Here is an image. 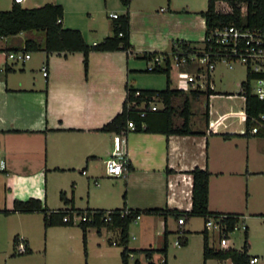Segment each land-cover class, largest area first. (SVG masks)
I'll use <instances>...</instances> for the list:
<instances>
[{"label":"crops","instance_id":"1","mask_svg":"<svg viewBox=\"0 0 264 264\" xmlns=\"http://www.w3.org/2000/svg\"><path fill=\"white\" fill-rule=\"evenodd\" d=\"M95 1L23 0L20 5L24 8H37L46 3L61 5L62 27L79 30L85 42L93 45L112 36L110 25L111 32L102 30L106 35L97 39L93 35L99 30L92 24L91 17L83 25L76 17ZM12 3L13 0H0V11L9 10ZM117 6L115 4L114 8L118 10ZM206 7L207 0L202 9L192 7L186 0H130L122 13L113 8L110 13L118 16L128 11L132 50L130 53L90 52L86 73L81 52L46 54L40 50L29 52L30 58L24 63L7 59V52L22 49L26 38L39 37L37 32L0 38V152L6 162V170L0 172V264H7L15 255L12 250L16 237L23 239L31 252L27 223L33 220L28 217L40 214L43 225L41 213L3 212L12 210L15 200L34 198L50 210L126 207L188 212L192 207L190 172L200 168L210 173L207 207L210 213L237 214L243 223L251 217L264 216V137L244 135L245 99L241 95L243 104L235 110L208 104V120L206 122L203 115L204 109V121L197 127L192 123L191 105L190 127L203 134L167 136L129 131L122 138V147L130 169L116 178V189L104 174V161L110 156L115 133L100 129L121 112L126 85L133 86L132 72L139 71L134 59H142L143 54L167 52L175 40L201 46L206 28L200 12ZM108 18L111 19L109 15ZM43 65L47 67L46 77L42 75ZM210 89L214 93L208 100H215L213 80ZM225 95L227 100H233L239 92ZM221 134L237 136L224 138ZM101 166L103 174L98 175L97 169ZM82 181L88 189L84 208L77 207L75 202L78 184ZM60 192L71 202L59 199L60 203L51 198L53 194L59 197ZM140 216L133 221L134 229L129 225L128 247L155 252L151 259L144 253L132 254L131 259L136 264L140 263L134 258L136 254L143 255L147 263L156 264L157 253L163 256L158 264L164 260V264H232L229 259L204 261L205 235L211 248L232 247L229 241L223 247H215L211 238L217 236V232L207 228L205 222L201 229H194L191 221L197 217L180 225L170 215ZM75 225L79 227V219L73 214L70 226L43 228L48 233H67L65 229H74ZM104 231L97 233L101 239ZM183 231L187 233L183 235ZM172 236L176 240L185 237L186 244L175 245L176 240L170 239ZM164 241L166 251L162 253L159 250ZM179 247L180 252L173 254L170 250ZM248 255L259 261V257L249 251Z\"/></svg>","mask_w":264,"mask_h":264},{"label":"trees","instance_id":"2","mask_svg":"<svg viewBox=\"0 0 264 264\" xmlns=\"http://www.w3.org/2000/svg\"><path fill=\"white\" fill-rule=\"evenodd\" d=\"M121 4L127 9L130 0H120ZM218 2H226L230 8L229 12L223 13L216 9ZM245 7L242 12V7ZM200 14L205 19V37L210 31L223 26H240L249 28L264 27V0H207V7ZM63 17V8L59 4L46 3L37 8H24L18 3H12L9 10L0 11V38L16 36L19 33H42V38H26L24 46L19 49L23 52L44 51L46 54L51 53H73L81 52L83 54L84 71H87L88 54L90 52H108V51H126L130 53L132 48L129 43V14L126 11L123 15L113 19L111 24L112 36L104 38L101 42L90 45L87 44L77 29L64 28L61 24ZM174 45L181 47L183 50L190 51L196 47L190 42L175 40L171 44L170 50H174ZM8 53V52H7ZM158 53L143 54L142 59L150 60L152 56ZM145 72L163 74L165 76V88L160 90L154 89H135L131 85H126V97L122 103L121 112L116 114L100 130L112 133H120L126 130L127 122L132 121L135 124V132L160 133L164 135H195L203 134L202 131H193L190 127L192 117V100L198 99L201 95L207 97L214 92L208 88L205 91L200 90H182L170 88L171 67L155 66ZM251 77L246 75V80L240 83L239 95L245 99V133L250 135V129L253 126V120L260 114H264V101L259 100L253 94L248 86V80ZM158 97L162 107L156 111H146L143 117L139 116L135 106L144 103L147 108L153 96ZM204 117L208 120V104L205 105ZM253 135V134H252ZM263 136L261 132L254 134ZM222 137L228 138L237 136L236 134H221ZM130 164L128 163V170ZM192 175V207L190 211H178L169 209H146L133 210L126 207L114 210H75V209H57L50 210L40 200L30 198L25 201L15 200L12 210L3 212L18 213H41L43 216V226H70L72 225V216H85V221H79V227L82 230V243L85 250L87 232L89 229H95L100 233L103 229H117L119 231L116 245L121 247L120 259L121 264H128L129 258L134 253H144L147 259H151L155 250L150 249H132L128 247V228L137 215L153 214L166 217L170 215L177 220L183 217L185 221L192 217H199L206 222L208 218L220 214L210 213L208 211V181L210 173L207 170L194 168ZM59 199L64 203L71 202L65 198L64 192L59 193ZM127 211V212H126ZM106 215L111 220H106ZM227 218L223 221L227 225V231L234 230L235 225L239 222V215L226 214ZM187 232H182L184 235ZM248 233L247 227H244V238L241 250L237 249H214L209 247L208 239L203 237V259H229L232 264H249L251 256L248 255ZM181 245L186 244L185 237L178 238ZM17 243V237L14 240V246ZM160 252L166 251V241ZM30 250L26 253H29ZM165 260L160 263L164 264ZM147 264H154L148 262Z\"/></svg>","mask_w":264,"mask_h":264},{"label":"rangeland","instance_id":"3","mask_svg":"<svg viewBox=\"0 0 264 264\" xmlns=\"http://www.w3.org/2000/svg\"><path fill=\"white\" fill-rule=\"evenodd\" d=\"M114 1V4H112V2L109 3L107 0H96L93 5L88 8V10H83L80 16L79 14L76 15L78 20H82V25L85 24V21L89 17H91L92 24L97 28V30H99L95 35H93L97 39H102V37L106 35L103 34L102 30L106 29L108 30V33L111 32V19L108 18V15L115 7V4H118V10L114 8L115 11L118 13L125 11V8L119 1ZM186 1L191 4L192 7H201V9L205 7L206 2V0ZM242 8L244 11L245 7L243 6ZM216 9L223 13L229 12L228 4L223 2H218ZM82 25L81 27H83ZM37 35L39 36V39L42 38L41 33H37ZM169 51L170 49L167 52ZM134 62V66L139 69V71L132 72V76L130 78L131 84L134 87L154 90L165 88L166 83L165 76L163 74L144 72L145 69L152 67V62L150 60L145 61L143 59H134ZM170 76L171 78H174L170 87L173 86V88H177V70L172 69ZM212 80L217 98L215 100H208L209 97L201 95L197 101L192 100V110L194 114L192 123L194 127H197L196 125L198 123L200 124L204 121L202 118V112L204 111L206 104H214L215 108L217 107L219 109L220 107H224L226 110H235L240 108L243 104L242 97L240 95H235V93L240 91V83L246 80V70L243 64L234 62L231 63V67H229L223 62L217 63L214 71L212 72ZM225 93H230L236 97L233 100H227V98H225ZM159 107H161V105H159ZM97 174H103V166L98 167ZM106 179L114 183V189L117 188L115 183L118 179ZM87 190L85 182H79L75 197L77 207H85L84 205ZM51 198H54V200L61 203V201H59L58 194H53V196L51 195ZM251 218L245 223L239 220L236 228L228 234V245L234 249L241 250L244 238V227L247 226L249 254L259 257V261L256 264H264V223H262L264 220L262 218H264V216L257 215ZM28 219L33 220L27 223V232L29 233L32 241L30 246L31 252L11 256L12 259H10L7 264H121V247L116 244H111L112 241H118L119 232L117 229H104L103 239H101L100 235L96 233L95 229H89L87 234L86 250L84 251L81 240V229L77 225H75L76 228L74 229L63 228L67 233H52V231L48 233L43 228L42 217L40 214L28 217ZM191 225L194 229H201L204 225V220L199 217L194 218L191 221ZM130 227L131 229L135 228L134 222L131 223ZM218 238V235L211 238V243H213L215 247H220ZM170 239L172 242L176 240L175 236H172ZM180 248L181 247L173 249V251L172 249L170 250L174 254L180 252ZM161 257L163 256L160 253H157V255L154 256L156 264H158V260ZM134 258L139 259V264H147V260L141 254H136ZM129 264H136L134 260L131 259V256L129 258Z\"/></svg>","mask_w":264,"mask_h":264},{"label":"built area","instance_id":"4","mask_svg":"<svg viewBox=\"0 0 264 264\" xmlns=\"http://www.w3.org/2000/svg\"><path fill=\"white\" fill-rule=\"evenodd\" d=\"M13 2L21 4L23 0H13ZM242 12L244 11L242 10ZM109 17L111 19H116L118 15L116 13H110ZM29 58L30 53L21 50L7 53V59L13 62L24 63ZM150 61L152 62V67L166 66L169 64L171 70L176 69V79L178 81L177 89L185 91L207 90L210 88L212 72L217 63L223 62L231 67V63L238 62L244 65L246 75L248 74V76L251 77L250 80H248L251 94L259 100L264 101V27L249 28L229 25L215 28L203 39L201 46H196L192 50L186 51L174 45V50L155 54ZM41 69L42 75L46 77L47 67L43 65ZM159 105H161V102L158 101L157 95L152 97L147 108L144 103L140 106H136L135 103L131 104V106H135L138 110L140 117H143L146 111H156L160 109L162 105L161 107H159ZM253 123L250 134L254 135L261 132L264 137V114H260L258 118L253 120ZM134 129L135 124L132 121H128L125 131L114 134L110 156L104 161L105 176L109 178H119L128 170L129 162L123 151L122 138L129 131H133ZM5 170L6 162L0 152V172H4ZM82 174H85V172L83 171ZM77 217L79 221H85L86 219L85 216ZM140 217V215H137L134 221L139 220ZM225 218H227L226 215L220 214L208 218L205 222L207 228L217 232L219 237L218 243L221 247L227 244L229 234L227 225L223 221ZM106 220H111L110 216L106 215ZM177 221L180 225L185 223L183 217H180ZM111 244L115 245L116 241H112ZM175 245H180L179 240L175 241ZM27 251L28 247L25 245L24 240L17 238L13 253L15 255H21L25 254ZM257 262V257H251L249 259V264H256Z\"/></svg>","mask_w":264,"mask_h":264}]
</instances>
